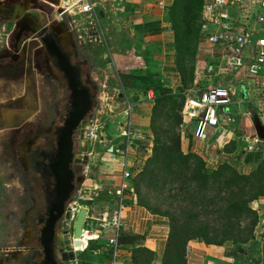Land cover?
Here are the masks:
<instances>
[{
    "label": "crops",
    "instance_id": "0c3cea01",
    "mask_svg": "<svg viewBox=\"0 0 264 264\" xmlns=\"http://www.w3.org/2000/svg\"><path fill=\"white\" fill-rule=\"evenodd\" d=\"M44 1L55 7V4L50 1ZM92 1L96 3L95 26H97H93L92 29L99 31L98 37L103 35V29L105 30L112 46L107 45L106 39L103 38L105 52L103 51L101 55L109 56L119 82L122 81L121 74L137 75L141 72L146 75V73H154L162 82L163 87L171 90L170 92L182 90L181 93L185 95L179 135L182 151L200 153L211 169L216 168L220 162L227 161L237 164L236 167L242 172H251L255 168V163L246 162L245 155L252 148L260 150L258 145H264V136L262 135V132L264 134V101L258 97V89L254 87L252 80L232 71L222 72L224 58L210 55L211 48L205 41V35L207 32L214 31L215 25L205 19L207 0H202L201 35L194 41V54L191 56L193 60L191 84L193 87L188 89L183 86L185 79H183L179 67L180 61L174 53V42L178 38L175 25L178 28L181 25L172 22L170 16V13L174 12L172 8L175 7L174 10L185 8L186 0ZM80 4L71 9H78ZM76 12L79 14L78 10ZM79 15L85 17L83 14ZM123 19L127 25L124 31L119 33L118 30L122 28ZM122 33L127 41L126 48H123L119 37V35H123ZM113 46L116 47L115 50H112ZM245 56H248L247 53ZM245 61H248L247 57H245ZM204 69L222 76L215 85H209L203 92L215 89L225 90L229 101L219 107L221 130L216 134L207 131L205 138L198 139L195 137V129L199 119L189 115L197 113V110L192 108L193 103L190 101L199 96V94L193 95L192 91H194V86ZM260 78L264 79V71L260 74ZM94 79H97L96 76ZM211 81L212 78H209L207 82ZM128 83L133 86L137 85L132 80H129ZM13 86L16 87L15 82H13ZM120 96H122L125 108L116 114L114 120L110 119L108 132L113 141L112 146L101 152L96 165V173L90 178L85 175L81 185L91 188L92 195L98 197L82 194L85 197L83 206L88 209L86 219L91 213L98 217L101 216L98 223L100 227L91 231L86 230L89 233H94H88L86 238L96 236L95 239L88 240V244L91 241L100 242L103 245L101 248L107 250L108 253L107 240L112 236L111 224L119 217L123 224V230L138 233L144 237L134 246H144L153 250L156 257L154 261H159L166 247L169 220L167 216L153 213L138 202L130 179L132 163L137 155L134 141L145 134L151 135L150 126L156 121L158 110L155 106V95L153 99H148L146 93L136 89L130 95L123 93ZM14 97L13 94L12 98L14 99ZM112 122L113 125H111ZM126 123L129 124V138L135 153L131 152L125 157L122 153L125 139L122 132ZM115 124L120 129L119 134H115L117 131ZM105 136L107 135L105 134ZM120 146L121 149H119ZM82 151H88L86 144ZM96 154L99 153L96 152ZM88 155L92 156L93 152H88ZM148 155L149 153L146 157ZM261 157L262 153L256 159ZM90 169V166H87L84 174ZM123 170L129 171L130 176L123 178ZM122 184L124 188H122ZM120 192L122 193L121 199L119 198ZM104 194L107 195V198L104 197ZM250 206L257 214V221L253 228V237L248 242L241 244L239 251L236 252L232 250L233 247H230L232 254H227V248L224 245L207 244L202 240L192 239L186 245V258L189 262L191 264H264V196L252 201ZM84 232L83 228L82 234ZM86 240L82 239V243L85 244ZM88 244L85 248L88 247ZM92 252L93 255L100 257V250ZM124 252L119 258L118 264H133L130 252L126 249ZM100 262L102 261L97 260L92 264H100Z\"/></svg>",
    "mask_w": 264,
    "mask_h": 264
},
{
    "label": "flooded vegetation",
    "instance_id": "af4514ba",
    "mask_svg": "<svg viewBox=\"0 0 264 264\" xmlns=\"http://www.w3.org/2000/svg\"><path fill=\"white\" fill-rule=\"evenodd\" d=\"M44 3L0 0V18L14 28L9 47L12 52H5L13 66L5 65L3 57L0 71H11L17 81L15 106L9 107L8 112L11 116L0 110V264H68L71 259L66 214L74 198H85L79 193L85 177L81 151L86 118L91 111L72 134L69 166L73 171V190L58 216L53 209V164L61 132L82 87L92 92L94 105L89 82L94 79L90 72L86 73L85 60L71 48L65 27L49 22ZM80 131L79 140L76 134ZM78 153L81 158L76 156ZM23 196L27 200L24 208ZM9 238L12 239L8 241Z\"/></svg>",
    "mask_w": 264,
    "mask_h": 264
},
{
    "label": "rangeland",
    "instance_id": "374dc122",
    "mask_svg": "<svg viewBox=\"0 0 264 264\" xmlns=\"http://www.w3.org/2000/svg\"><path fill=\"white\" fill-rule=\"evenodd\" d=\"M51 3L55 4V7L50 6L47 3L45 4L44 11L49 17V22H54L56 24L62 25L65 27L66 33L69 36L70 42H71V48L74 49L75 53L78 54L79 57H82L86 65V73L94 74L92 76V79L95 78L96 80H89V82H92L93 86V94H94V105L89 113L88 117L86 118L87 121L90 122L89 128L86 130V140L85 144L88 148L87 152L81 151L83 153V170L87 166H90V170L85 173L87 178H90L96 173V165L99 162V155L101 152L106 151L108 148L112 146L113 141L111 140V136L109 135V122L110 119L114 120L116 117V114L125 108V105L123 103L122 96L120 94H127L126 90L123 89L121 86L122 81L119 82V79L117 78L114 69L111 65V60L108 55L102 56V52H105V46L103 44V38H105L107 41V45L112 46L110 43V40L107 38V35L105 34V30L103 29V35H100L99 37L97 34H99V31H95L93 28V25L89 24V19L86 18V16H82L79 14H76L77 8H74L75 13L68 14L67 12H64V9L62 8V0H47ZM190 8L193 7V15L195 16L193 23L189 25V22H186L185 26V32L186 35L183 38V44L184 46V53H181V56L183 58V64L182 67L180 66V69H185V83H183L184 88H190L193 87L192 83V72L191 69L193 67V60L191 53L194 52V41L199 38L200 34V24H201V15H202V9H203V1L202 0H191L190 2ZM180 14V11L177 12V15ZM105 15V14H104ZM174 13H170L171 20L174 23H181V19L178 17H174ZM106 16V15H105ZM104 18V16H103ZM122 28L118 30V32H123L126 28V21L124 19L122 20ZM94 26H95V22ZM111 23V22H110ZM2 24V26H1ZM97 27V26H95ZM101 27H103L101 25ZM88 28V29H87ZM14 28L10 24V22L2 21L0 18V59L5 57V65H10V58H7L5 56V52L11 53L12 51L9 49L11 45V41L13 40L14 36ZM123 35H119L121 42L123 44V48L127 47V41L125 38L124 33ZM80 35V36H79ZM92 40V41H89ZM102 40V41H101ZM21 45V42H20ZM179 41L177 42L175 40L174 42V53L177 55L178 60L180 61V54L176 49V46L178 47ZM115 46H113L112 50H115ZM117 50V49H116ZM120 50L124 51L122 48ZM142 50V49H141ZM144 52V51H143ZM151 53V51L149 50ZM11 55V54H9ZM9 57V56H8ZM16 63V62H15ZM14 63V64H15ZM17 65V64H16ZM13 66V65H10ZM3 67V66H2ZM16 68V67H15ZM14 68V69H15ZM13 71V70H12ZM156 73V72H155ZM153 76L152 80H150L149 84H146L145 82H139L138 88H144L152 91V86L155 84V82H158L156 74L146 73L142 74L141 72L137 75L140 77L142 76ZM182 74V73H181ZM10 75V76H9ZM183 76V74H182ZM222 75H217V73L213 71H208L207 69H204L202 74L199 76V80L197 84L194 86V91H192L193 95H200L203 93V90H205L206 87L213 84L215 85L218 80L221 79ZM23 77H26L25 75ZM22 77V78H23ZM28 79V77H26ZM209 78H212L211 82H207ZM214 78V79H213ZM24 79V78H23ZM151 79V78H149ZM30 80V79H28ZM0 110H4V114L10 115L11 110H9V107L12 108L15 106L14 99L12 98L13 94L15 95L17 92V85L14 88L13 82H17L15 80V74L11 71L8 72L7 70L2 72L0 71ZM12 82V83H11ZM29 82V81H27ZM130 86L131 84L128 83ZM190 85V86H189ZM178 89V88H177ZM182 90H177L176 92H172L171 96H175L174 98H170L169 100H163L160 101V104L157 106L158 114L156 115V121L151 124L150 126V132L151 135H143V137L136 139L134 141L135 143V149L137 151V155L135 156L133 163H132V169H131V183L132 185L135 184L137 177L139 173L142 171L144 166L147 164L146 162V156L149 153L148 156L152 154V139L154 141V138H158L161 141H167L168 143L173 144L175 143L173 141L174 137H177L180 135V124L182 123V108L185 100V95L181 93ZM153 92V91H152ZM12 106V107H11ZM124 106V107H123ZM264 117V115H263ZM5 121H8L5 117ZM114 123L112 122L111 125ZM117 126V124H115ZM120 129L117 126V131L115 134H119ZM154 133V134H153ZM251 133V132H250ZM105 134L107 136H105ZM110 136V137H109ZM81 137V131L80 134H76V139L80 140ZM9 138V136H8ZM181 140V139H180ZM245 145H247L246 142H244ZM260 150H256L255 148L251 149L250 152H246L247 154L255 153L256 151H259L262 153V157L259 159H256V157H253L251 160V163H255L254 165H258L262 162L264 158V145H258ZM241 147V146H240ZM121 149V146L119 147ZM248 151V150H247ZM88 152H93V155H88ZM98 152L99 154H96ZM188 153V152H184ZM195 153V152H193ZM246 154V155H247ZM245 155V157H247ZM230 164L237 166V164L230 162ZM237 168V167H236ZM153 169H155L156 172H161L160 168L157 165H153ZM238 169V168H237ZM208 171H211V168L207 169ZM239 172H242L238 169ZM166 178H162L161 184L166 183ZM179 185V182H178ZM173 187L171 190H168L169 187ZM138 187H140L141 191L149 193L148 195L151 197L149 200L151 203V207H158L163 215H167L169 219L173 216H179L182 211L186 208L190 207V200L182 199V197L185 195L183 193V190H178L177 187H174V184H166V188L164 190L155 193V190H151L149 188H145V185L138 184ZM91 189V188H90ZM87 186H81L79 189V193L85 196H93V190L91 191ZM147 189V191L145 190ZM196 190V185L193 184L189 187L190 192H193V190ZM175 190V191H174ZM177 193V194H176ZM106 194V193H105ZM104 194V197L107 198V195ZM199 197L203 195L202 192L199 193ZM95 198H98L96 196H93ZM158 197V198H157ZM74 203H70V209L68 213L66 214V221L68 223V226L66 229L68 230V234H66V237L68 238L69 245H73L72 242V229H73V222L75 220L76 213L78 209L85 205L84 200L80 201L78 198L73 199ZM115 200V199H114ZM27 200L25 196H23L22 199V208H24ZM251 204V203H250ZM71 208H74L71 209ZM205 209V210H203ZM209 210V207L207 208H201V207H194V211L196 213V219L194 222V227L197 229V226L200 223H214L211 226V229L209 230H219L225 227L226 224L224 223H218L213 219L215 212L211 211L212 213H204V211ZM213 210V208L211 209ZM74 213V217L71 218V215ZM100 217L96 216L94 213L89 214L87 219L85 220L83 224V228L85 229V234L83 233L82 239H87V242L85 246L80 249L78 256L75 257L74 260L68 261V264H92L93 262L100 260L103 261L107 257V250L101 248L103 245L96 241H91L88 244V240L95 239V237L86 238L88 231H91L92 229L99 228L100 225L98 224L100 222ZM244 223L248 224L250 223L249 218L245 219L243 221ZM242 222H237V227L240 228ZM88 230V231H86ZM211 232V231H210ZM94 234V233H89ZM12 239L9 238L8 241ZM88 244V247L86 245ZM75 247V249H77ZM80 248V247H79ZM85 249V250H84ZM84 250V251H83ZM100 250L101 254L99 256L93 255L92 251ZM81 259V260H79ZM149 264H162L161 261H151Z\"/></svg>",
    "mask_w": 264,
    "mask_h": 264
},
{
    "label": "trees",
    "instance_id": "16d2710c",
    "mask_svg": "<svg viewBox=\"0 0 264 264\" xmlns=\"http://www.w3.org/2000/svg\"><path fill=\"white\" fill-rule=\"evenodd\" d=\"M186 7L183 9L172 10L174 17L181 19V27L175 25L177 33V42L179 41L177 51L180 54V66L182 67L183 58L181 53H184L183 38L186 35V22L189 25L193 23L195 16L193 15L194 8H190L191 0H186ZM180 14L177 15V12ZM179 23H177L178 25ZM194 52L191 53L193 56ZM179 66V67H180ZM185 79V69H180ZM122 86L127 94H132L136 89L147 93L149 88H138L139 82L150 83L151 76H142L136 74H121ZM151 78V79H149ZM132 80L137 85L129 86L128 81ZM158 82L152 86L153 94L155 95V106L160 104V101L169 100L175 96L169 97L172 94L171 90L163 87L162 82ZM131 83V82H130ZM157 104V105H156ZM155 122V121H154ZM153 122V123H154ZM154 134V133H153ZM176 146L167 141H161L158 138L152 139V154L146 157L147 164L139 173L135 184L134 191L137 195V200L141 205L147 207L153 213L161 214L158 207H151V197L147 192H142L138 184H144L145 188L160 192L166 188V184H174L178 190H183L185 194L182 199L189 198L190 207L182 211L178 216H173L169 220L168 237L163 255L159 261L162 264H191L186 258V245L189 240L199 239L207 244L224 245L227 248V254H232V250L239 251L241 244L248 242L253 237V228L257 221V214L251 208L250 203L255 199L264 196V158L262 162L248 173L239 172L235 165L227 161H222L216 168L208 171L210 167L207 165L206 159L200 153L188 152L184 153L181 149L180 136L173 138ZM259 151L247 154L246 162H250L253 157H258ZM153 165H157L161 172H156ZM167 179L166 183L161 184L162 178ZM179 182V185H178ZM196 185V190L190 192L189 187ZM173 187H169L171 190ZM147 191V189H145ZM175 191V190H174ZM203 195L199 197V193ZM177 194V193H176ZM158 198V197H157ZM194 207H209L204 213L215 212L213 219L218 223L226 224L225 227L216 230H209L214 223H200L197 229L194 227L196 213ZM213 208V210H211ZM205 210V209H203ZM167 216V215H165ZM249 218V225L244 223L245 219ZM237 222H242L240 228L237 227ZM211 231V232H210ZM144 237L141 234L120 229L118 233V243L121 249H126L130 253L133 264H149L155 260L153 250L144 246H134V244L142 241ZM87 242V240H86ZM85 242V244H86ZM81 247V249L85 246ZM132 245V247H131ZM230 249V250H229Z\"/></svg>",
    "mask_w": 264,
    "mask_h": 264
},
{
    "label": "built area",
    "instance_id": "2783aa9c",
    "mask_svg": "<svg viewBox=\"0 0 264 264\" xmlns=\"http://www.w3.org/2000/svg\"><path fill=\"white\" fill-rule=\"evenodd\" d=\"M62 3V8L67 13H74L71 8L81 3L77 9L79 14L85 15L89 19V24L94 26L95 2L62 0ZM206 12L205 19L215 25V30L205 35V41L211 48L210 55L224 58L222 72L232 71L252 80L254 87L258 89V97L264 101V79L260 78L264 71V0H207ZM246 53L248 56H245ZM245 57L248 61H245ZM226 96L225 90L215 89L203 92L190 101L197 113L189 115L199 119L195 129L196 138H205L207 131L216 134L221 130L219 107L228 103L229 99ZM146 97L153 99L154 95L149 91ZM128 127L129 124L126 123L122 132L125 136L122 150L125 157L130 155L134 148L129 138ZM129 176V171H122L123 178ZM121 196L120 192V199ZM73 217L74 213L71 215V218ZM122 225L119 217L112 222V236L107 240L109 247L107 257L100 264L119 263V258L124 252L117 240Z\"/></svg>",
    "mask_w": 264,
    "mask_h": 264
},
{
    "label": "water",
    "instance_id": "95a60500",
    "mask_svg": "<svg viewBox=\"0 0 264 264\" xmlns=\"http://www.w3.org/2000/svg\"><path fill=\"white\" fill-rule=\"evenodd\" d=\"M29 14L28 11L25 12ZM28 21V19H25ZM40 25H37L39 29ZM76 94V92H75ZM93 107L92 92L87 87H82L76 95V101L74 102L73 109L67 120L66 126L62 129L61 136L58 142L57 160L53 164V172L56 177V198L53 202V209L57 210V216L62 211L63 203L69 198L71 191L73 190V171L69 166L72 157V134L76 127H79V123L84 120L86 114H88ZM262 135L264 136L263 132ZM82 157L81 153L76 155ZM88 209L85 206H81L75 216L73 231L75 239L73 246H69L70 259L74 260L78 256L79 251L75 249L77 246H81V238L83 231V224L85 222Z\"/></svg>",
    "mask_w": 264,
    "mask_h": 264
},
{
    "label": "bare ground",
    "instance_id": "6f19581e",
    "mask_svg": "<svg viewBox=\"0 0 264 264\" xmlns=\"http://www.w3.org/2000/svg\"><path fill=\"white\" fill-rule=\"evenodd\" d=\"M87 124L85 125V130H84V132H83V141H82V147H83V149H84V147H85V141H84V139L86 138L85 137V134H86V130L89 128V122L87 121L86 122ZM83 236V235H82ZM75 240V239H74ZM81 246H78V248L76 249L77 251H81L80 249H81V247H82V245H83V243H82V238H81ZM71 246H73V245H71ZM80 247V248H79Z\"/></svg>",
    "mask_w": 264,
    "mask_h": 264
}]
</instances>
